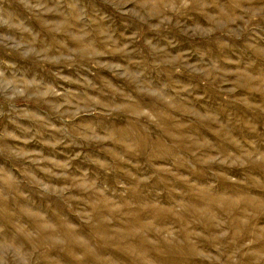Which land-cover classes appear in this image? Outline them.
<instances>
[{
	"label": "rangeland",
	"instance_id": "obj_1",
	"mask_svg": "<svg viewBox=\"0 0 264 264\" xmlns=\"http://www.w3.org/2000/svg\"><path fill=\"white\" fill-rule=\"evenodd\" d=\"M13 41L23 45L9 53L20 71L6 72L0 91L26 96L11 116L0 104V264H264V149L255 152L264 107L242 82L261 78L264 0H0V44ZM219 41L236 48L229 67L207 53ZM202 91L227 105L240 144L250 138L244 152L217 151L207 135L213 150L190 154L197 162L171 140L180 130L164 125L171 118L191 130L193 114L127 112H168L178 94L211 116ZM243 108L259 141L238 135ZM39 225L55 232L52 246L40 243Z\"/></svg>",
	"mask_w": 264,
	"mask_h": 264
},
{
	"label": "bare ground",
	"instance_id": "obj_2",
	"mask_svg": "<svg viewBox=\"0 0 264 264\" xmlns=\"http://www.w3.org/2000/svg\"><path fill=\"white\" fill-rule=\"evenodd\" d=\"M165 1V0H164ZM171 1V0H168ZM174 1V0H173ZM257 1H261V0H254V2ZM238 8V5H236L235 10ZM211 46L214 48L218 47V49L215 51L213 50L212 47L208 46L207 47V53L209 54V58L213 61L215 60H219V62H222L225 67H229L232 63L231 59H229V56H231V54L236 52V48L230 44H225L223 43V41H219L217 43H215L214 45L211 44ZM240 55V53H237ZM259 56L264 57V53H262L260 50L257 53ZM261 62H259V64L257 66H254V70L259 72V75H261L260 80H257L253 77H245L243 78L242 82L245 86V88L247 89V91L251 92L253 94V96L256 98L257 101V106L260 105L261 108L264 107V89L262 88L263 86H261L262 83H264V61L263 60H259ZM171 68H167L164 72L166 75H169L170 78H172L174 75L171 73ZM209 74H208V79L210 80V85L209 88L212 89L215 86H218V70L216 68H211L209 70ZM178 79L181 78V76H177ZM179 83V82H178ZM173 90L176 88V86H172L171 87ZM195 90L197 92H201L199 87H194ZM169 91V90H168ZM203 92V91H202ZM207 95L208 97V102L206 104L207 108L206 111L207 113H209V115L211 116H203V115H196L194 112H191L189 107L186 106L185 104H182L178 101V94H176L175 98L171 97V103L168 104V112L162 113L160 110H158L155 106H144L142 104H137V105H132L127 109V112L129 114H132L134 116L140 114L143 110V108L145 107L148 112L149 109L152 112V115L155 116L158 119L162 118V114H169V115H180L181 117H185L188 116L190 114H193L196 119L198 120V122L196 124H194L193 126H190L191 130L197 129V131L199 132L197 134V136L195 135H190L187 134L189 131L191 130H185L184 124L175 122V124L173 125L171 118H166L164 121V125L167 129V131L170 128L174 127V131L175 130H180L177 134H171L172 135V139L171 140H176L179 143H181V148L182 151L187 154L189 157H191L192 159H195L194 157L190 156V154H195V151L201 150V151H212L213 150V145L209 144L207 141V135H213L214 137H212V139L215 140L214 142V146L218 147L217 151H221V152H226V151H235L238 153H242L245 151V147H246V140L250 139V138H245L243 139L242 143L240 144L238 142V140L235 138V135L232 133L234 128L230 125L232 119L230 118L229 114H228V109H227V105L223 102H220L219 100V96L216 94V92H203ZM169 99V97H168ZM201 101V100H200ZM161 106H163L164 108H166V104H162ZM253 110H261V109H253ZM248 113H250L248 110H245L244 108L242 109L241 112L239 113H235L234 117L235 118H240V120H236V122L239 123L238 126V135H244L245 137H251L252 140H254V138L259 141L260 136L262 135L261 133H259V128L254 127L253 126V122L255 121H250V120H246L245 116L248 115ZM217 117H219L220 119L222 118L224 122H220L217 123L216 119ZM242 121V124H241ZM97 128H103L106 129V126H104L103 124H96ZM140 127V126H139ZM138 127V129L135 128V130H138L140 132H138L139 134H144L143 130L140 129ZM183 129V130H182ZM117 133V137L121 138L122 140H126L127 138V133H129L127 130L125 129H117L116 132ZM200 135V136H199ZM263 136V135H262ZM254 137V138H253ZM264 141V140H263ZM141 144H149L148 143V138L147 136H143L140 138ZM125 144V142H122ZM253 143H257V142H253ZM262 147V148H261ZM261 149H264V146H260V148H256L255 152L261 151ZM171 152V151H169ZM174 155V154H172ZM211 155H207V157H210ZM176 157V155H175ZM230 156H226V158L228 159ZM237 160V159H235ZM195 161H199V159H195ZM231 161V160H230ZM181 167L186 168V165L188 163L187 160L184 159H180L179 162H177ZM202 163V161H201ZM260 164L262 165V167H264V158H262L260 160ZM121 167V166H119ZM118 178H127V175L123 176L121 171H118ZM134 183H138L140 185L139 182L135 181ZM253 200V199H252ZM252 200H250V198H248L246 205V208H253L255 202H252ZM258 211L261 210V206L257 205L256 206ZM261 216H264L261 214ZM254 219H256V217H253ZM264 218V217H262ZM208 220H212L211 218ZM250 218H246V223L250 222ZM252 221V220H251ZM209 223H213L211 221H209ZM254 229H256L255 227H253ZM36 229L38 230V232L40 233V243H47L48 245L52 246V238L54 237L55 232H53V230L49 229V228H44V226L39 225L36 227ZM255 236L257 237V241L260 240V236L259 234L256 232ZM261 236H264V232ZM71 239H73L75 241V243L77 244L73 234L71 236H69ZM39 243V244H40ZM81 250H83L84 252H90L86 247L81 248ZM95 256L90 252V255H88V259L87 261L90 260H94ZM86 261V262H87ZM77 264H85L83 261H77Z\"/></svg>",
	"mask_w": 264,
	"mask_h": 264
},
{
	"label": "clouds",
	"instance_id": "obj_3",
	"mask_svg": "<svg viewBox=\"0 0 264 264\" xmlns=\"http://www.w3.org/2000/svg\"><path fill=\"white\" fill-rule=\"evenodd\" d=\"M100 5H95V8H100ZM52 9H48V11H51ZM103 19L104 17H107L109 13L107 11H104L103 8H101ZM23 45L19 44L15 41H13L11 44L5 46L3 44H0V80H3L6 78V72L14 73L20 71V61L16 58H13L9 55L10 52H15L19 54V49L22 48ZM12 83H15V81H12ZM47 95V94H45ZM26 93L21 89L19 91H14L11 94H8L6 92L0 91V104H6L8 106V115H12V110L19 107L17 104V101L25 98ZM5 112L2 107H0V115H4ZM13 119H15V116H12Z\"/></svg>",
	"mask_w": 264,
	"mask_h": 264
}]
</instances>
